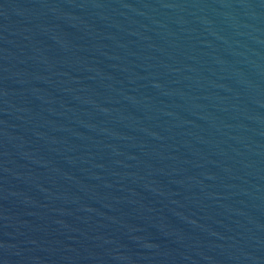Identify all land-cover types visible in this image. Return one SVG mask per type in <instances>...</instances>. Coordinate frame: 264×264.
I'll list each match as a JSON object with an SVG mask.
<instances>
[{"label":"water","instance_id":"water-1","mask_svg":"<svg viewBox=\"0 0 264 264\" xmlns=\"http://www.w3.org/2000/svg\"><path fill=\"white\" fill-rule=\"evenodd\" d=\"M0 264H264V0H0Z\"/></svg>","mask_w":264,"mask_h":264}]
</instances>
